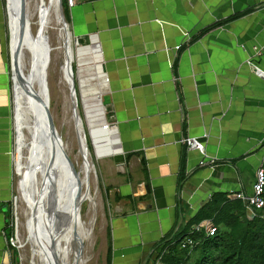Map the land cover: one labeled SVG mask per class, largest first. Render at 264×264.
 Wrapping results in <instances>:
<instances>
[{
    "label": "crops",
    "instance_id": "0c3cea01",
    "mask_svg": "<svg viewBox=\"0 0 264 264\" xmlns=\"http://www.w3.org/2000/svg\"><path fill=\"white\" fill-rule=\"evenodd\" d=\"M66 6L70 35L92 43L94 72L107 78L104 112L117 147L97 159L108 158L105 170L115 167L108 186L122 196L105 227L111 264H151L162 239L212 193H252L264 158V0ZM188 137L202 141L216 162L200 166L202 154L187 148ZM13 143L9 30L0 0V264H8Z\"/></svg>",
    "mask_w": 264,
    "mask_h": 264
},
{
    "label": "bare ground",
    "instance_id": "6f19581e",
    "mask_svg": "<svg viewBox=\"0 0 264 264\" xmlns=\"http://www.w3.org/2000/svg\"><path fill=\"white\" fill-rule=\"evenodd\" d=\"M8 10L18 128L17 189L19 200L25 204V226L31 239L32 264H87L89 258L85 255V244L93 234L95 213L92 211L89 221L86 222L81 216V206L84 201H88L93 210L98 191L96 187L93 188L94 192L92 191L91 173L95 178V166L86 145L82 119H78L81 116L77 112L68 22L58 0H8ZM19 16L24 21L22 27L19 24ZM40 50L49 54V60L52 53L61 55V77L68 88L67 96L73 110L72 119L76 123L79 144L77 151L82 158L79 169H76L78 177L75 176L73 181L69 173L63 172L61 168L48 169L45 166L46 161L33 163L30 156V127L20 113L22 90L19 82L24 77L32 84L31 89L37 88L36 55ZM74 57L77 64L78 89L88 128L94 140L95 157L102 158L116 151L112 146L115 141L112 136L114 129H100L104 119L101 96L106 87L105 77L101 80L95 74L88 45L82 47L77 44ZM48 67L49 63L47 71ZM75 116L77 118H74ZM67 185L68 187L63 189ZM77 204L78 217L75 213Z\"/></svg>",
    "mask_w": 264,
    "mask_h": 264
},
{
    "label": "rangeland",
    "instance_id": "374dc122",
    "mask_svg": "<svg viewBox=\"0 0 264 264\" xmlns=\"http://www.w3.org/2000/svg\"><path fill=\"white\" fill-rule=\"evenodd\" d=\"M63 5H64V9L67 10L66 0H63ZM34 29H35V26L32 27L33 32H34ZM70 41H71V52H72V61H73L72 66H73V71H74V82H75V89L77 93V110L83 122V128H84L87 148L89 149L92 155V160L95 166V178H94L93 173H91V187H92L93 192H94L93 188L95 187L98 191L96 194V206L93 210L91 206L89 205L88 201H84L81 206V216L83 220H85L86 222L89 221L88 218L91 217L92 211L95 213L93 234L90 240H88L85 244V255L88 256L89 258L87 264H105V244H106L105 236L107 235V233H105L106 221L107 223H109L110 218L114 214L112 211V207L114 204L113 194L110 193L109 191H106L105 188L108 186V177L110 176L112 172H114L115 167H113L111 171L105 170L107 167L106 160L108 158H105L104 160H102V164H101L100 163L101 159H97L95 157L96 150H95L94 140L90 133V129L88 128V123L86 120L85 112L82 106L81 96H80L79 89H78L79 87H78V81H77V76H76L77 64L74 59L75 58L74 57L75 47L77 44L83 47V46L90 45V43L85 44L84 40L78 39L73 34L72 36L70 35ZM48 63H49V67L47 71V81H48V88H49L50 111L53 117L54 124L59 134L61 135L62 140L65 141V142L63 141V143L65 146L66 152L69 158L72 160L75 168L78 170L82 163V158H81L79 151H77L79 150V144H78V139H77L76 125H75L76 123H75V120L72 119L73 110L71 108V104L67 96L69 93L68 88L65 82L61 80V55L60 53H52L51 60H49ZM92 64H93V59H92ZM100 79L102 80V78ZM102 102L104 104L103 95H102ZM17 131H18V128L16 124V143L15 144L13 143V151H12V155H14L13 161L15 159V162H13L12 171H11L12 191H11V197L9 201L10 221H12L14 232H13V239L12 241L10 239L11 241L10 243H12L17 249L18 264H32L33 255H32V245L30 244L31 239H29L30 238L29 232L27 231L26 226H25V221H26V216L24 214L25 204L19 200V194H18V189H17L18 179H19L18 172H17V166H18L17 165L18 164V153H17V133L18 132ZM114 145L112 144V146ZM114 147H117V146L115 145ZM69 176L73 181V178L75 176L72 174H69ZM66 187H68V185L63 187V189H65ZM6 253H7V263L14 264V261H13L14 255L12 253V250L9 248L8 249L6 248ZM187 264H193V260L190 259Z\"/></svg>",
    "mask_w": 264,
    "mask_h": 264
},
{
    "label": "trees",
    "instance_id": "16d2710c",
    "mask_svg": "<svg viewBox=\"0 0 264 264\" xmlns=\"http://www.w3.org/2000/svg\"><path fill=\"white\" fill-rule=\"evenodd\" d=\"M61 2L68 21L67 10L64 9L63 0ZM105 189L110 192L111 188L107 186ZM121 198V195L114 193V201ZM8 211L10 212L9 208ZM263 214L264 207L260 213L248 217L242 200L230 198L225 192H214L190 219L180 223L175 231L162 239L161 259L164 264H187L190 259L193 264H264ZM204 220H209L215 227L213 234L206 233L204 228L194 230V226ZM13 232V224L8 215L4 233L7 247L14 255V264H18L17 249L10 243ZM186 237L191 238L193 243L191 246L182 247L181 241ZM107 238L106 264H111L109 230Z\"/></svg>",
    "mask_w": 264,
    "mask_h": 264
},
{
    "label": "water",
    "instance_id": "95a60500",
    "mask_svg": "<svg viewBox=\"0 0 264 264\" xmlns=\"http://www.w3.org/2000/svg\"><path fill=\"white\" fill-rule=\"evenodd\" d=\"M6 10H7V26H9V10H8V0H5ZM59 6L61 7L62 2L58 0ZM64 14V13H63ZM62 15V13H61ZM19 24L21 27L24 21L19 16ZM69 24V23H68ZM98 46V45H97ZM9 56H10V70H11V80H12V91H13V129L15 134L14 144L16 143V99L14 91V65H13V53L11 51V34L9 33ZM37 56V63L35 69V79L37 88L31 89L30 83L27 79L22 77L19 82L20 88L22 90V99L20 105V113L22 119L29 124L30 131V143L31 150L30 156L33 163H42L46 161V167L48 169L59 167L69 174L78 177L76 168L69 158L62 137L59 134L50 111V101H49V88L47 81V66L49 62V54L40 50ZM72 73V72H71ZM76 110V109H74ZM78 112V110H77ZM79 115V113H78ZM74 118H77L76 116ZM78 119L81 120L80 117ZM102 129V128H100ZM45 160H42L44 159ZM42 160V161H41ZM75 207L76 217H78V206Z\"/></svg>",
    "mask_w": 264,
    "mask_h": 264
},
{
    "label": "built area",
    "instance_id": "2783aa9c",
    "mask_svg": "<svg viewBox=\"0 0 264 264\" xmlns=\"http://www.w3.org/2000/svg\"><path fill=\"white\" fill-rule=\"evenodd\" d=\"M254 68H255L256 72L262 73L261 70H259V68L257 66H254ZM61 80H64V79L61 77ZM106 81H107V78H105V82ZM103 117H104V119L101 123L102 124L101 128L103 130L108 129V128L115 129L112 122L108 121V119L105 117V112H104ZM184 141L187 144L188 149L199 150L200 153L202 154V158L199 161L200 166L213 165L216 162V158H213V157L207 158V155L204 152L203 142L198 140V138L188 137V138H185ZM228 196L230 198L240 199L244 202V204L246 206L248 217H252L256 213H260L262 208L264 207V166H263V161L261 162V164L258 166V168L256 170L255 181H254L253 187H252V193L251 194H245L244 192H241V191L229 192ZM263 216H264V214H263ZM201 228H204V230L208 234H213L215 231V227H213L210 224L209 220H204L203 222L194 226V230H197V231L200 230ZM12 239L13 238H11V241H12ZM192 243H193L192 239L189 237H186L181 241V246L182 247L191 246ZM161 248L162 247H160V250L155 253V256L152 259L151 264H164L162 259H161L162 252H163V251H161Z\"/></svg>",
    "mask_w": 264,
    "mask_h": 264
}]
</instances>
